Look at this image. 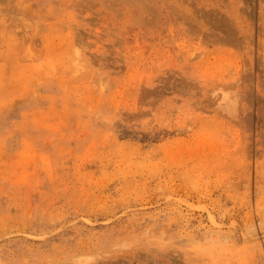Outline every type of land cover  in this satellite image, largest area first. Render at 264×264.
<instances>
[{"label": "rangeland", "instance_id": "obj_1", "mask_svg": "<svg viewBox=\"0 0 264 264\" xmlns=\"http://www.w3.org/2000/svg\"><path fill=\"white\" fill-rule=\"evenodd\" d=\"M0 264H264V0H0Z\"/></svg>", "mask_w": 264, "mask_h": 264}, {"label": "bare ground", "instance_id": "obj_2", "mask_svg": "<svg viewBox=\"0 0 264 264\" xmlns=\"http://www.w3.org/2000/svg\"><path fill=\"white\" fill-rule=\"evenodd\" d=\"M226 37V36H225Z\"/></svg>", "mask_w": 264, "mask_h": 264}]
</instances>
